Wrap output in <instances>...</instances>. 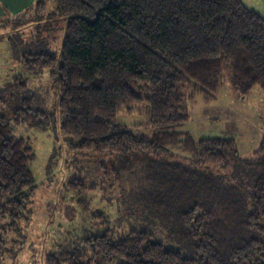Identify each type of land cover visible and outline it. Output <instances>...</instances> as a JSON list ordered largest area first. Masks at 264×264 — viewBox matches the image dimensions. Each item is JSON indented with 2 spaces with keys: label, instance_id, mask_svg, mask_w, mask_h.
<instances>
[{
  "label": "trees",
  "instance_id": "trees-1",
  "mask_svg": "<svg viewBox=\"0 0 264 264\" xmlns=\"http://www.w3.org/2000/svg\"><path fill=\"white\" fill-rule=\"evenodd\" d=\"M56 2L67 17L60 53L39 51L23 57V64L51 70L62 131L76 139L71 147L118 153L122 159L113 172L120 175L126 202L171 225L193 255L133 229L119 239L109 233L80 237L45 263L264 264V140L259 160L240 165L234 138L197 141L179 131L189 118L187 84L208 100L215 99L226 73L242 94L264 89V17L242 0ZM34 7L42 11L45 2ZM26 13L19 11L15 20ZM40 93L31 92L22 77L0 87V103L8 105L7 114L0 113V258L6 235H23L29 227L38 187L31 168L35 150L14 135L11 120L46 129L50 120ZM142 104L151 137L120 120L122 111L132 115ZM173 149L198 167L163 159ZM138 153L156 158H134ZM230 163L228 177L203 169ZM68 188L84 204L94 189L80 179Z\"/></svg>",
  "mask_w": 264,
  "mask_h": 264
},
{
  "label": "rangeland",
  "instance_id": "rangeland-1",
  "mask_svg": "<svg viewBox=\"0 0 264 264\" xmlns=\"http://www.w3.org/2000/svg\"><path fill=\"white\" fill-rule=\"evenodd\" d=\"M43 1L42 11L34 7H37V0L33 4L28 3L30 0H7L0 6V87L15 84L17 77L24 78L31 92H42L40 106L50 120L46 129L32 122L11 120L14 135L26 138L35 150L36 158L31 168L38 187L31 196L30 225L23 235H6L7 242L2 245L5 256L0 258V264H46L49 254L58 252L75 239L104 233L119 239L133 229L146 230L168 248L186 256L193 255L189 252L190 245L181 240L171 225L126 202L120 175L113 172L114 166H118L116 162L122 159L118 153L81 151L71 147L76 139L62 131L58 91L51 81V70L32 69L22 61L29 54L43 50L60 53L62 49L67 17L58 12L56 0ZM14 5L25 6L19 10L27 12L20 20L14 18L18 13L12 8ZM221 82L213 100L197 94L193 86L187 84L184 92L189 118L179 131L190 133L197 141L232 137L243 161L240 165L249 160L255 163L261 157L264 140V89L255 86L248 94H242L233 87L229 73ZM7 106L0 103V113L6 115L4 109ZM119 115L123 123L136 127L137 132L152 136L153 128L145 105L137 106L132 115L126 110ZM135 157L154 159L156 155L138 153ZM163 159L198 167L190 155L176 149ZM203 169L228 177L232 175L234 165L203 166ZM106 177L110 179L108 185L103 183ZM76 179L94 187L83 197L85 204L80 203L79 195L68 188L69 182Z\"/></svg>",
  "mask_w": 264,
  "mask_h": 264
},
{
  "label": "crops",
  "instance_id": "crops-1",
  "mask_svg": "<svg viewBox=\"0 0 264 264\" xmlns=\"http://www.w3.org/2000/svg\"><path fill=\"white\" fill-rule=\"evenodd\" d=\"M5 1H7V0H0V6H4ZM33 1L30 0V2H28V3L32 2V4H33ZM242 1L248 8L256 10L258 13H260L264 17V0H242ZM21 6L16 7L14 5V6H12V8L16 10L15 12H19L20 9H23L25 7V6L24 7L23 6L21 7ZM1 14H2V11H1V7H0V15Z\"/></svg>",
  "mask_w": 264,
  "mask_h": 264
}]
</instances>
